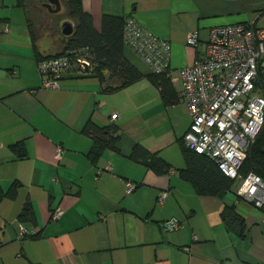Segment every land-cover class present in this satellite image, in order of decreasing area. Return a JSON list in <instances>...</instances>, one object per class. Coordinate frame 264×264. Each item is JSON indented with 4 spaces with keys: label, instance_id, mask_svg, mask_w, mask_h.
Wrapping results in <instances>:
<instances>
[{
    "label": "crops",
    "instance_id": "obj_1",
    "mask_svg": "<svg viewBox=\"0 0 264 264\" xmlns=\"http://www.w3.org/2000/svg\"><path fill=\"white\" fill-rule=\"evenodd\" d=\"M81 2L97 29L105 12L131 14L166 38L174 74L203 54L212 26L264 25V0ZM30 14L26 0H0V264H264V208L234 185L221 197L197 194L179 175L190 120L180 80L167 76L177 101L166 104L146 77L150 66L125 47L144 73L138 80L107 90L97 76L70 71L58 79L59 88H44ZM194 29L197 47L186 42ZM88 120L116 125V147L95 157L92 136L82 131ZM21 139L26 156L18 158L10 144ZM136 144L160 156L167 169L155 171L132 155ZM126 180L134 183L129 191ZM231 202L244 217L242 234L220 214ZM27 205L31 217L21 218ZM57 207L62 213L52 219Z\"/></svg>",
    "mask_w": 264,
    "mask_h": 264
},
{
    "label": "built area",
    "instance_id": "obj_2",
    "mask_svg": "<svg viewBox=\"0 0 264 264\" xmlns=\"http://www.w3.org/2000/svg\"><path fill=\"white\" fill-rule=\"evenodd\" d=\"M123 41L153 72L180 80L181 98L190 118L182 136L185 146L213 159L226 175L239 181L238 195L264 208V177L252 170L242 175L239 169L264 124V25L236 21L212 26L203 54L176 74L169 67L170 42L131 14L124 21ZM186 42L198 46L197 29L187 34ZM90 56V52L77 50L40 60L41 85L59 88L62 71L74 63L82 71ZM116 116V112L111 114ZM62 153V146L56 145L55 156L60 158ZM125 186L129 191L134 183L126 180ZM61 213L57 207L51 218L57 219ZM20 230L27 233L25 227Z\"/></svg>",
    "mask_w": 264,
    "mask_h": 264
},
{
    "label": "trees",
    "instance_id": "obj_3",
    "mask_svg": "<svg viewBox=\"0 0 264 264\" xmlns=\"http://www.w3.org/2000/svg\"><path fill=\"white\" fill-rule=\"evenodd\" d=\"M61 1L66 6L68 16L74 20V30L70 35L62 36L60 50L54 55L66 51L76 53L79 50L81 54L90 52L91 56L89 64H86L87 69L84 65L81 71L78 64L74 63L70 68L63 70L60 76L70 71L92 74L104 81V88L107 90L123 87L144 76V73L124 53L126 46L123 41V26L125 18L130 14L119 15L105 12L101 16L100 28L97 29L93 24L91 13L84 9L81 0ZM17 4L23 5L24 0H17ZM32 34L37 41L40 35L34 32V28L32 29ZM54 55L44 56L37 48L36 59L39 62ZM77 56H79V53H77ZM146 77L160 89L161 97L166 104L177 101L174 86L165 73L152 71ZM117 129L114 124L100 125L91 120L84 124L82 131L92 136L91 152L95 157L106 146L116 147L119 138ZM181 143L184 163L179 168V175L191 183L197 194L221 197L228 190H231L235 184V179L226 175L209 156L186 147L183 138ZM10 146L12 150L16 151L18 158L26 156L23 139L11 143ZM55 151L54 157L59 160L62 155L57 158ZM132 155L142 157V160L151 165L155 171L161 172L166 168V162L160 156L150 155L149 151L140 144L134 146ZM98 169L102 170L103 168L100 167ZM239 169L242 175H246L252 170L264 177V124L259 129ZM14 184L15 182L12 186L15 188ZM14 192L15 190L12 189L10 193ZM30 214V206L27 205L20 217L23 218V216L29 215L27 218H30ZM220 214L228 228L240 234L243 233L244 217L237 211L235 202L224 203Z\"/></svg>",
    "mask_w": 264,
    "mask_h": 264
},
{
    "label": "rangeland",
    "instance_id": "obj_4",
    "mask_svg": "<svg viewBox=\"0 0 264 264\" xmlns=\"http://www.w3.org/2000/svg\"><path fill=\"white\" fill-rule=\"evenodd\" d=\"M45 0H26V4L31 11V22L34 32L40 35L39 38L43 42H49L48 39H52L49 44L55 48L61 47L62 34L60 30V21L63 18H69L66 6L63 3V9L59 12H49L42 2ZM55 89V88H52ZM188 127V126H187ZM239 181L235 180L234 189L238 186ZM230 196H234V192H228Z\"/></svg>",
    "mask_w": 264,
    "mask_h": 264
},
{
    "label": "water",
    "instance_id": "obj_5",
    "mask_svg": "<svg viewBox=\"0 0 264 264\" xmlns=\"http://www.w3.org/2000/svg\"><path fill=\"white\" fill-rule=\"evenodd\" d=\"M42 6H44L49 12H59L63 9V3L61 0H45L44 2H42ZM60 30H61V34L62 36H68L70 35L73 30H74V20H72L70 17L69 18H63L60 21ZM48 42H43L41 41V39L39 38L36 41V45L38 50L44 55V56H49V55H54L56 54V52H59L60 48H55L53 46H51V49H46L44 46L45 44ZM85 68L87 69L86 64Z\"/></svg>",
    "mask_w": 264,
    "mask_h": 264
},
{
    "label": "flooded vegetation",
    "instance_id": "obj_6",
    "mask_svg": "<svg viewBox=\"0 0 264 264\" xmlns=\"http://www.w3.org/2000/svg\"><path fill=\"white\" fill-rule=\"evenodd\" d=\"M51 40H52L51 38L48 39L49 42H51ZM49 42L46 43L45 46H44V47H45L46 49H48V50L51 49V48H50L51 46H50Z\"/></svg>",
    "mask_w": 264,
    "mask_h": 264
}]
</instances>
